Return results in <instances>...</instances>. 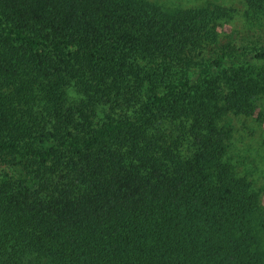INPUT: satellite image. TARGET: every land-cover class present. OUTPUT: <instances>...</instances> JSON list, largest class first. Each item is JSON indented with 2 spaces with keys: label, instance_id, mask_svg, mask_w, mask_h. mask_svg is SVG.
<instances>
[{
  "label": "trees",
  "instance_id": "1",
  "mask_svg": "<svg viewBox=\"0 0 264 264\" xmlns=\"http://www.w3.org/2000/svg\"><path fill=\"white\" fill-rule=\"evenodd\" d=\"M0 0V264H264V0ZM258 119H260L258 117Z\"/></svg>",
  "mask_w": 264,
  "mask_h": 264
},
{
  "label": "rangeland",
  "instance_id": "2",
  "mask_svg": "<svg viewBox=\"0 0 264 264\" xmlns=\"http://www.w3.org/2000/svg\"><path fill=\"white\" fill-rule=\"evenodd\" d=\"M164 5L194 6L217 2L227 8L228 15L219 21L218 28L236 27L243 19L244 0H151ZM250 116H238L232 120L234 138L232 153L252 169L259 184L264 185V108ZM258 117L260 119H258Z\"/></svg>",
  "mask_w": 264,
  "mask_h": 264
}]
</instances>
